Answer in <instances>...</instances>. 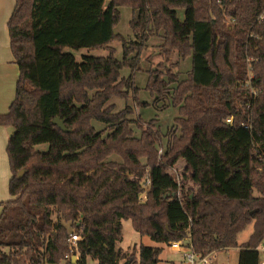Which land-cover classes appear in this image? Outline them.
Instances as JSON below:
<instances>
[{
	"label": "trees",
	"instance_id": "1",
	"mask_svg": "<svg viewBox=\"0 0 264 264\" xmlns=\"http://www.w3.org/2000/svg\"><path fill=\"white\" fill-rule=\"evenodd\" d=\"M126 7L139 8L151 19L145 28L162 32L168 50L191 60L184 79L169 74L147 81L157 100L168 97L177 110L178 134L171 133L160 153L162 135L148 127L135 137L129 111L114 112L108 104L137 98L130 77L123 81L119 73L134 70L140 43L122 44L120 60L110 53L77 61L65 51L123 41L114 29ZM143 25L136 15L129 22L136 35ZM7 28L18 78L0 115V126L13 130L6 144L11 198L0 202V264H60L71 229L80 238L79 257L65 264H160L159 247L116 248L123 220L140 236L162 244L188 240L202 254L237 247V234L252 223L237 264H258L264 0H15ZM247 59L252 99L244 86ZM41 144L45 150L37 149Z\"/></svg>",
	"mask_w": 264,
	"mask_h": 264
},
{
	"label": "rangeland",
	"instance_id": "2",
	"mask_svg": "<svg viewBox=\"0 0 264 264\" xmlns=\"http://www.w3.org/2000/svg\"><path fill=\"white\" fill-rule=\"evenodd\" d=\"M120 18L117 26L114 29L115 33H118L123 41H113L107 47L88 50V49H79V50H71L65 49V51L70 52L74 55L76 60H80L81 55H89L94 57H105L108 54L112 53L114 57L118 60L121 59L122 56V44L127 45L133 41L139 42V53L137 62L134 66V70L122 69L120 74V78L124 81L130 77L132 80V85L137 87V98H128L127 100H121L117 98H111L108 101V104L112 105V109L114 112L118 111H129L126 114V118L129 123V127L131 129L132 134L135 137L140 135V132L145 128H150L152 130H156L159 135H162V144L159 148L162 150L166 145V141L174 131L178 134V130L176 129L175 117L177 116L176 108L172 107L169 102V98L165 97L163 100H157L155 94H151L146 86L148 84V79L153 77H159L160 79L166 80L169 74L176 76L177 80L184 79L191 65L190 57H186L181 59L176 52V50H168L167 44L164 42L163 34L160 31H154L153 29H149V27L145 28L149 22H151L150 18H146L143 16L142 12L139 8L136 7H126L120 8ZM136 15V18L139 20L141 24H144L141 32H138L136 35L132 29L129 28V22L133 20V16ZM178 15H181V11H178ZM145 22V23H144ZM172 51V52H165ZM130 56H134L136 51L130 52ZM129 57V56H128ZM168 87H172L169 85ZM245 89V87L243 86ZM171 89L169 90L170 93ZM129 97L131 96V90L128 91ZM143 105V106H142ZM240 109V106H238ZM243 108L242 115L244 114ZM250 113L248 114V117ZM95 130H102L103 135L107 132L104 129V125L94 124ZM2 133H4V143L2 147V153L4 157V162L6 167H9L8 158L6 154V144L8 135L11 131L9 128L0 127ZM46 144H41L37 147L39 150H45ZM159 149V151H161ZM114 160L120 161L117 157H112ZM3 168V167H2ZM178 180V179H177ZM144 197H141V201ZM69 224H67V227ZM253 228V226H252ZM249 227L246 226L241 234L238 235V239L241 236L247 235ZM69 230V228H68ZM69 230L68 232H70ZM68 243V242H67ZM140 245L159 247L161 249V253L159 255V263L160 264H180V253L174 251L168 244H162L152 241L147 236H140L137 232H135L131 226L130 221L123 220L122 221V240L117 242L116 248H119L122 252L128 253H136L138 247ZM70 246L68 244V252L70 250ZM4 252L7 249H2ZM227 251V252H226ZM67 252V253H68ZM219 256L216 260V264H237V251L236 249H231L228 251L221 250L219 251ZM63 261L60 264H65ZM89 264H95L94 262H89Z\"/></svg>",
	"mask_w": 264,
	"mask_h": 264
},
{
	"label": "crops",
	"instance_id": "3",
	"mask_svg": "<svg viewBox=\"0 0 264 264\" xmlns=\"http://www.w3.org/2000/svg\"><path fill=\"white\" fill-rule=\"evenodd\" d=\"M14 4L15 0H0V115L7 112L8 107L14 98L15 85L18 78V68L14 62V57L9 47V36L7 28V22L13 11ZM0 127L2 128V126ZM9 129H11V131L8 137L13 131L12 128ZM4 135L5 134L0 130V202H5L11 198L8 193V182L11 174L9 167L7 168L5 165L2 153V147L4 139L6 137H4ZM248 227L249 229L247 231V235L241 236L240 239H238V235L242 232L237 234V247L229 248L228 251L231 249H236V251H238L239 246L248 240L253 230L252 223L249 224Z\"/></svg>",
	"mask_w": 264,
	"mask_h": 264
},
{
	"label": "built area",
	"instance_id": "4",
	"mask_svg": "<svg viewBox=\"0 0 264 264\" xmlns=\"http://www.w3.org/2000/svg\"><path fill=\"white\" fill-rule=\"evenodd\" d=\"M248 62L247 66V81L245 83V87L249 88V97L252 99L256 96L255 90L250 86L251 85V79L253 78L252 76V70L249 65V59L246 60ZM249 107V104H246V109ZM232 122V117H228L225 119L226 124H231ZM244 127L245 124H243ZM160 153V151H159ZM143 187L147 188L149 184V177L146 174L144 177V180L142 182ZM144 194L141 195L143 197ZM141 199V198H140ZM80 240L79 235L71 229L70 232H68V237H67V242L70 246V250L65 256V261L71 260L72 257H75V260L78 259V251H77V242ZM168 245L176 252L180 253V259L181 262L180 264H216V260L218 257L219 251H210L208 253L202 254L195 252L192 249V245L188 240H180V241H173L169 242ZM255 250L257 251L259 255V260L258 264H264V238L262 241L255 247Z\"/></svg>",
	"mask_w": 264,
	"mask_h": 264
},
{
	"label": "water",
	"instance_id": "5",
	"mask_svg": "<svg viewBox=\"0 0 264 264\" xmlns=\"http://www.w3.org/2000/svg\"><path fill=\"white\" fill-rule=\"evenodd\" d=\"M52 123L55 124L61 131L63 132H67L68 130L65 128L63 122L61 120H59L58 118H54L52 120ZM24 173V170H20L17 174V177H21ZM71 261L74 262L75 261V257L71 258ZM126 264V263H124Z\"/></svg>",
	"mask_w": 264,
	"mask_h": 264
}]
</instances>
